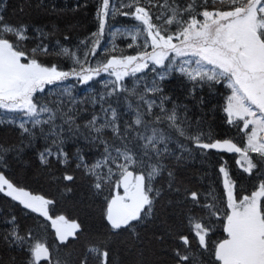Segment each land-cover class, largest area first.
Returning <instances> with one entry per match:
<instances>
[{
    "label": "snow or ice",
    "instance_id": "1",
    "mask_svg": "<svg viewBox=\"0 0 264 264\" xmlns=\"http://www.w3.org/2000/svg\"><path fill=\"white\" fill-rule=\"evenodd\" d=\"M116 15L139 23L113 29L109 21ZM96 18L98 31L76 48H69L59 41L50 47L46 43L49 33L43 29H35L33 36L27 25L5 23L0 14V123L18 125L28 146L43 139L46 146L39 159L45 165L52 158L68 162L63 150L67 139L83 137L89 143L103 145V155L92 165L84 161L78 150L76 167L93 177L97 192L110 184L116 189L107 205L106 220L117 234L121 229L134 232L153 215L160 195V189L153 186L157 177L166 174L168 187L173 188L174 174L164 163L174 154L169 145L175 143L181 156L191 153L179 138L191 141L199 149L238 154L236 163L250 176L257 169L258 182L251 185L249 194H244L243 188L236 190L227 162L219 168L230 212L223 211L215 197L209 201L186 188L184 199L190 201L185 215L188 234L176 235L178 246L173 254L176 264H196L192 247L195 242L202 254L211 255L219 264H264V0H99ZM106 25L110 36L130 37L128 47L135 46L137 53L102 58L115 52V48H100ZM33 39L37 43L27 50L24 42ZM98 51L101 57H97ZM49 55L70 60L71 69L47 66L39 59ZM93 57L95 61L90 59ZM139 73L144 75L137 76ZM102 74L114 79L102 81L107 91L89 101L93 107L99 104V112L93 111L83 124L76 123L86 109L76 107L74 85L65 82L74 79L77 84L86 85ZM149 74L154 75L149 79ZM173 74L184 77L193 93L205 85L223 82L230 89L224 107L227 123L243 133L241 141L246 139V145L232 138L204 142L199 129L189 131V122L181 111L183 106L173 102L168 107L172 98L161 85ZM129 76L136 78L131 88L123 82ZM56 92L60 96L54 102H44ZM121 93L128 94L126 101L129 96L136 98L127 103V108L135 113L131 122H121L116 108L107 100H119ZM65 96L67 101L62 99ZM106 130L112 133L111 138L106 137ZM12 150L0 144V166L4 165L5 154ZM63 179L73 181L75 177L65 174ZM0 193L50 220L59 244H67L70 237L77 239L81 231L78 223L63 215H50L54 201L32 195L3 174ZM216 219L226 221L227 238L210 249ZM9 223L12 227L3 239L28 253L27 264H62L59 246L49 245L46 235L37 238L32 230L21 232L15 217ZM88 254L98 257L99 264H108L106 247L90 245L80 264H89Z\"/></svg>",
    "mask_w": 264,
    "mask_h": 264
},
{
    "label": "trees",
    "instance_id": "2",
    "mask_svg": "<svg viewBox=\"0 0 264 264\" xmlns=\"http://www.w3.org/2000/svg\"><path fill=\"white\" fill-rule=\"evenodd\" d=\"M99 0H0V14L4 16L5 23L11 25H27L31 35L35 36V29H43L49 33L46 43L50 47L61 45L76 48L81 41L92 36L98 31L99 21L96 18ZM139 22L129 17L116 15L110 19L109 24L113 29L131 27ZM67 37V39H65ZM131 38L117 34L109 35L108 25L105 26L104 36L101 40V49L115 48V52H108L102 58L115 55L136 54L138 49L128 47ZM35 39L24 42L26 49L35 46ZM136 43H139L137 41ZM97 57H101L100 51ZM39 59L47 66H57L63 70H70L72 62L64 57L49 55L40 56ZM95 61L96 58H90ZM144 75L143 73L137 76ZM154 74H149V79ZM114 79L102 74L94 78L88 84H77L74 79L66 81V84L74 85L72 95L76 98L77 108L86 109L78 116L76 123L83 124L91 118L93 111L99 112V104L95 107L89 102L93 97L99 98L107 91L102 81ZM135 77L124 78V84L129 88L134 86ZM164 93L172 98L168 107L175 102L183 106L181 111L189 122V131L200 130L201 139L204 142L234 139L246 145V139L241 141L243 133L227 123V114L224 107L230 89L221 82L205 85L193 93L189 82L173 74L161 82ZM53 87V86H49ZM48 91L46 87L45 92ZM37 95H42L37 93ZM127 93H121L120 99L108 97L112 107L116 108L118 119L123 122H131L135 113L127 108L129 101H135V97ZM60 96L59 92L48 95L45 103L54 102ZM67 101V97H62ZM52 106H55L53 103ZM155 111V110H154ZM7 116H17L16 113H7ZM242 123V122H241ZM67 127V126H65ZM161 127H165L161 125ZM82 131H87L82 129ZM107 138L112 133L106 130ZM181 143L186 144L191 153L184 152L175 143L169 145L173 155L164 163L174 174L173 188L167 184V176L157 177L154 188L160 189V195L156 198L154 213L151 217L139 224L134 232L121 229L120 233H114L106 220V209L110 199L116 194L113 185H106L102 192H97L93 187V177L89 176L83 168H77V151L83 156L85 162L92 165L103 155V145L92 144L83 137L67 139L63 150L68 154V162L61 163L52 158L49 164L40 162L39 153L45 148L43 139H36L32 146H28L21 129L14 123L5 121L0 123V144L13 148L5 154L4 165L0 166V174H3L15 186L30 192L32 195L43 196L54 201L50 206V215L53 218L63 215L66 219L77 222L80 232L77 239L70 238L67 244H59L55 239V229L51 227V221L38 213L26 209L18 201L0 193V264H27L28 253L15 246H10L3 236L11 229L9 221L15 217V223L19 225L21 232L32 230L37 238L47 236L49 245L59 246V259L67 264H80L86 254L87 248L92 244L106 247L109 252L108 264H176L173 249L178 246L175 239L179 233L188 234L185 223V215L190 207V201L184 199V190L197 191L209 201L215 197L216 202L223 211L230 212L226 207L227 193L223 185V174L219 172L221 166L227 168L232 177L236 190L243 188L244 194H249L251 185L258 182L256 172L253 175L245 173L236 160V153L219 152L215 149L203 150L193 146L192 142L181 137ZM255 157V154H252ZM177 156H181L179 160ZM65 174L75 177L73 181L63 179ZM179 188L180 191H175ZM119 192L122 193L121 188ZM200 212V209H194ZM226 221L214 220V230L210 234V249L215 243L227 238L224 231ZM196 264H219L209 254H202L201 250L192 244ZM89 255V264H99V258ZM43 264V262H42Z\"/></svg>",
    "mask_w": 264,
    "mask_h": 264
},
{
    "label": "rangeland",
    "instance_id": "3",
    "mask_svg": "<svg viewBox=\"0 0 264 264\" xmlns=\"http://www.w3.org/2000/svg\"><path fill=\"white\" fill-rule=\"evenodd\" d=\"M126 78V77H125ZM250 128H251V126H250ZM6 178V177H5ZM224 179V178H223ZM11 182V181H10ZM121 191H122V193H120L121 195H123V188H121ZM70 222H73V221H71V220H69ZM77 223V222H76ZM71 238V237H70ZM69 238V239H70Z\"/></svg>",
    "mask_w": 264,
    "mask_h": 264
},
{
    "label": "water",
    "instance_id": "4",
    "mask_svg": "<svg viewBox=\"0 0 264 264\" xmlns=\"http://www.w3.org/2000/svg\"><path fill=\"white\" fill-rule=\"evenodd\" d=\"M216 150V149H215ZM216 151H218V150H216ZM219 152H221V151H219ZM227 153V152H226Z\"/></svg>",
    "mask_w": 264,
    "mask_h": 264
}]
</instances>
